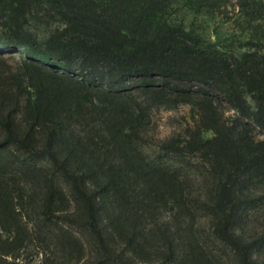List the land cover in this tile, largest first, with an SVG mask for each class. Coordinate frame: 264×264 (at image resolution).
Here are the masks:
<instances>
[{"label": "trees", "instance_id": "trees-1", "mask_svg": "<svg viewBox=\"0 0 264 264\" xmlns=\"http://www.w3.org/2000/svg\"><path fill=\"white\" fill-rule=\"evenodd\" d=\"M261 206L264 0H0V264H264Z\"/></svg>", "mask_w": 264, "mask_h": 264}, {"label": "rangeland", "instance_id": "rangeland-1", "mask_svg": "<svg viewBox=\"0 0 264 264\" xmlns=\"http://www.w3.org/2000/svg\"><path fill=\"white\" fill-rule=\"evenodd\" d=\"M193 121L190 117V107L188 105H180L175 109H159L152 113L150 124L148 125V136L150 138L148 148H154L157 141L169 136L173 132H182L192 125ZM202 170L194 168L189 171V175L193 179V187L202 191L203 175ZM169 213L166 210H160L158 213L159 220H167ZM208 216L200 211L198 213L197 226L200 234L208 233ZM247 228L260 230L264 227V206H261L256 214L247 223ZM210 247L216 250L220 256L219 264H234L228 252H224L210 241ZM140 264H156L154 260L142 262Z\"/></svg>", "mask_w": 264, "mask_h": 264}]
</instances>
